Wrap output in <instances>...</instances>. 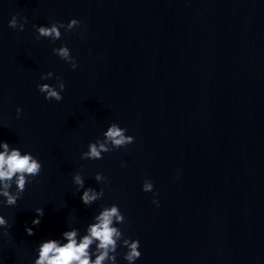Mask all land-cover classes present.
Returning <instances> with one entry per match:
<instances>
[{
	"label": "water",
	"instance_id": "95a60500",
	"mask_svg": "<svg viewBox=\"0 0 264 264\" xmlns=\"http://www.w3.org/2000/svg\"><path fill=\"white\" fill-rule=\"evenodd\" d=\"M13 15L27 18L23 31ZM72 18L81 25L61 40H36L33 25ZM62 42L76 69L53 53ZM49 71L66 85L60 102L37 89L56 83L40 80ZM112 122L135 142L82 160ZM0 140L43 165L0 208L12 225L0 264H32L42 239L83 232L113 203L124 235L140 240L136 264H264V0H0ZM77 171L105 187L89 208ZM36 207L45 214L29 236Z\"/></svg>",
	"mask_w": 264,
	"mask_h": 264
},
{
	"label": "clouds",
	"instance_id": "9594fccd",
	"mask_svg": "<svg viewBox=\"0 0 264 264\" xmlns=\"http://www.w3.org/2000/svg\"><path fill=\"white\" fill-rule=\"evenodd\" d=\"M19 22L16 15L9 20V27L23 31L27 18ZM81 25V21L72 18L67 24L62 21H53L50 25H33L36 32V40L49 39L53 43L61 40L63 29L65 32L74 30ZM53 53L61 60L70 65L72 69L78 67V61L71 54V49L66 43L52 49ZM55 79V84L39 83L38 91L43 94L45 100H63L62 93L66 85L63 78L49 71L40 76L41 81ZM23 109L16 108L17 119L20 118ZM126 127L116 122L109 124L102 133V138L89 142L87 150L82 152V160H100L105 153L114 149L126 147L135 142L133 135L127 134ZM42 163L30 151H24L18 146L10 144L7 140H0V208L14 207L22 198L28 184L38 182L42 171ZM95 181L101 185L110 183V178L97 172ZM76 193H81L82 204L89 208L104 197L105 187L97 188L86 186L82 172L77 171L72 176ZM155 185L150 178H145L142 191L153 194L152 202L158 207V194L154 191ZM36 216L33 218L32 226L25 225V232L31 236L39 227L44 216V208L34 209ZM125 216L118 204L101 205L99 210L92 216L86 228L81 231L78 227H70L63 231L58 238L42 239L34 250L32 264H120L122 257L127 264H136L141 257L140 240L138 238L126 237L122 228ZM12 225L5 215L0 214V236H9Z\"/></svg>",
	"mask_w": 264,
	"mask_h": 264
}]
</instances>
